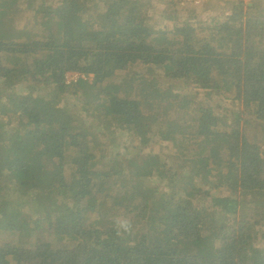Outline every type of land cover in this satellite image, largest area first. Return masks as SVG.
<instances>
[{"label":"trees","instance_id":"trees-1","mask_svg":"<svg viewBox=\"0 0 264 264\" xmlns=\"http://www.w3.org/2000/svg\"><path fill=\"white\" fill-rule=\"evenodd\" d=\"M180 6L0 0V264H264V0Z\"/></svg>","mask_w":264,"mask_h":264},{"label":"rangeland","instance_id":"rangeland-1","mask_svg":"<svg viewBox=\"0 0 264 264\" xmlns=\"http://www.w3.org/2000/svg\"><path fill=\"white\" fill-rule=\"evenodd\" d=\"M149 1L150 0H141V3L142 4H145V3L149 2ZM256 1H258V0H256ZM251 2H255V1H251ZM251 2H249V3H251ZM219 4L216 3V5L221 6ZM180 7L186 8V10L183 9V11H185V14L183 15V17L186 20H188L189 22L192 21L191 24L195 28H198L199 27L198 21H196L195 19H190V17H189L190 16L189 10H191V9L188 8V7H192V6L191 5H189V6L188 5H185V6L184 5H181ZM195 8H200V7L196 6ZM155 9L156 8L153 9V12H155ZM228 9H229L228 7H224L223 9H221V11L222 10L223 11H226ZM156 13H153V18H149L148 21H147V24L152 28L153 31H156L158 29V26L160 25L159 22L157 24H155V22L157 20L160 21L161 18H162V16L160 15L159 18L157 19ZM212 13H213V11L211 10V14ZM208 14H210V12H208L206 15H208ZM76 77H77V75L75 73H67V75H66V79L67 80L66 81L67 82H69L70 80L75 81L74 79ZM91 78L92 77H90V80H91ZM93 107H94V105L90 106V109L92 110ZM12 118H14V117H12ZM73 118L75 119V117H73ZM171 119H174V118H171ZM187 119H189V118H185V119L182 120V125L181 126L186 128V133L188 134V133L193 132V130H195V129H194V127H189L187 125V123H186V120ZM90 122H91V127H94L96 125V121L93 120V119H91V118H90ZM18 124H19L18 123V119L16 118V121H15V124H14L13 128L16 127V126H18ZM151 124H154V126L155 127H158V128H161V126H162V123L161 122H158L157 123L155 120ZM149 126H151V125L148 124L146 126V128L148 129ZM247 128L250 130V132L247 133V130H246V135L248 136V134L251 133V140H257V139H259V140H263L264 141V128H262L261 125H257L252 130V124L249 123V124H247ZM101 130H102V127L97 128V131H101ZM117 134L119 136V140L117 142V145H119V146L117 147V149H118V152H120L121 155L122 154H130L131 155L135 150L141 149L142 146L144 145V136L131 135L129 138H126L127 137V134H124V133H121V134L117 133ZM122 137H123V139H120ZM196 141H197V137H196ZM100 144L102 146H105L107 144L106 138H104L102 141H100ZM158 144H159V146H163V148L166 145L169 144L171 146V148H172V152L174 151V146L172 145L171 140L170 139H168V140L163 139V133L161 131L154 132L153 135H152V137L149 140V143L145 144L144 147H147L149 149V147L152 146L153 149H154V148H156L158 146ZM122 148H123V150H122ZM162 155H165V154L162 153ZM127 158H128V156H127ZM243 211H244V214L247 215V216H250V215H252V214H254L256 212L263 213L264 212V205H262L260 207H257V208L255 206H252V205H250V206L249 205H246ZM87 212H88V209L83 214L84 217L87 218L86 220H84L86 222V224L89 223L88 222L89 214ZM13 236H12L13 237V240H15L16 239V236L15 235H13ZM40 239L45 240V236H44V234L42 232H36V233H32L31 232L30 237H29L30 242H38V241H40Z\"/></svg>","mask_w":264,"mask_h":264},{"label":"clouds","instance_id":"clouds-1","mask_svg":"<svg viewBox=\"0 0 264 264\" xmlns=\"http://www.w3.org/2000/svg\"><path fill=\"white\" fill-rule=\"evenodd\" d=\"M181 128H184L185 132H186V128L185 127L181 126ZM194 129H195V132H196V127H194ZM196 137H197V141L196 142L198 143L199 137H198V135H196ZM113 227H114L115 235L117 237H119V238H123L125 236H129L134 231V224H133L132 219L129 218V217H126V216L125 217H117L114 220Z\"/></svg>","mask_w":264,"mask_h":264},{"label":"built area","instance_id":"built-area-1","mask_svg":"<svg viewBox=\"0 0 264 264\" xmlns=\"http://www.w3.org/2000/svg\"><path fill=\"white\" fill-rule=\"evenodd\" d=\"M167 1L168 2H178V4L184 5V6L191 5V6L200 7L202 4L209 3L211 0H167ZM219 1L228 2V3H232V2L249 3L255 0H219Z\"/></svg>","mask_w":264,"mask_h":264}]
</instances>
